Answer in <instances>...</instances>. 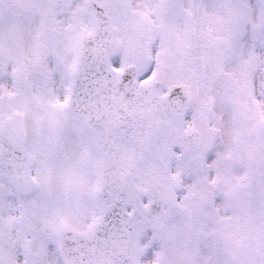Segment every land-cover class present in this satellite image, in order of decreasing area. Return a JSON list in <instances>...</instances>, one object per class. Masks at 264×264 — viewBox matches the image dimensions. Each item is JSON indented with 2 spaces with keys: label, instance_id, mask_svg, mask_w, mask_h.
Listing matches in <instances>:
<instances>
[{
  "label": "snow or ice",
  "instance_id": "obj_1",
  "mask_svg": "<svg viewBox=\"0 0 264 264\" xmlns=\"http://www.w3.org/2000/svg\"><path fill=\"white\" fill-rule=\"evenodd\" d=\"M0 264H264V0H0Z\"/></svg>",
  "mask_w": 264,
  "mask_h": 264
}]
</instances>
